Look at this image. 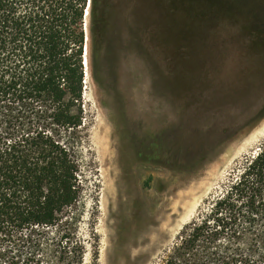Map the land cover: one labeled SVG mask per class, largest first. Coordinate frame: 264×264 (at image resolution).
I'll return each mask as SVG.
<instances>
[{
    "label": "rangeland",
    "instance_id": "obj_1",
    "mask_svg": "<svg viewBox=\"0 0 264 264\" xmlns=\"http://www.w3.org/2000/svg\"><path fill=\"white\" fill-rule=\"evenodd\" d=\"M105 1L106 43L83 55L80 198L18 264H164L264 142V0Z\"/></svg>",
    "mask_w": 264,
    "mask_h": 264
},
{
    "label": "trees",
    "instance_id": "obj_2",
    "mask_svg": "<svg viewBox=\"0 0 264 264\" xmlns=\"http://www.w3.org/2000/svg\"><path fill=\"white\" fill-rule=\"evenodd\" d=\"M111 6L0 0V264H18L34 229L59 227L79 201L83 55L87 37L106 43ZM164 264H264V142Z\"/></svg>",
    "mask_w": 264,
    "mask_h": 264
},
{
    "label": "bare ground",
    "instance_id": "obj_3",
    "mask_svg": "<svg viewBox=\"0 0 264 264\" xmlns=\"http://www.w3.org/2000/svg\"><path fill=\"white\" fill-rule=\"evenodd\" d=\"M85 51H87V46H86ZM84 55H86V53H85ZM84 64H85V66H88V65H87L88 63H87V59H86V57H84Z\"/></svg>",
    "mask_w": 264,
    "mask_h": 264
}]
</instances>
